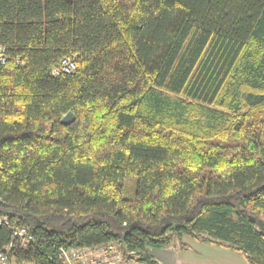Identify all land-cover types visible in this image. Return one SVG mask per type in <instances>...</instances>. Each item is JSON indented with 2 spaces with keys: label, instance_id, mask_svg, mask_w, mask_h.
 <instances>
[{
  "label": "trees",
  "instance_id": "trees-1",
  "mask_svg": "<svg viewBox=\"0 0 264 264\" xmlns=\"http://www.w3.org/2000/svg\"><path fill=\"white\" fill-rule=\"evenodd\" d=\"M0 47V249L160 264L187 235L264 264V0H0Z\"/></svg>",
  "mask_w": 264,
  "mask_h": 264
},
{
  "label": "built area",
  "instance_id": "built-area-1",
  "mask_svg": "<svg viewBox=\"0 0 264 264\" xmlns=\"http://www.w3.org/2000/svg\"><path fill=\"white\" fill-rule=\"evenodd\" d=\"M5 62L4 49L0 47V63ZM76 65L72 56L61 59L60 66L52 69L53 75L71 73ZM3 218H0L2 221ZM16 238L0 249V264H35L30 262H18L12 256L13 242L24 245L31 236L23 229L14 230ZM65 264H144L143 262L132 263L123 259L121 253L112 243L98 244L88 247H63L59 249Z\"/></svg>",
  "mask_w": 264,
  "mask_h": 264
},
{
  "label": "rangeland",
  "instance_id": "rangeland-1",
  "mask_svg": "<svg viewBox=\"0 0 264 264\" xmlns=\"http://www.w3.org/2000/svg\"><path fill=\"white\" fill-rule=\"evenodd\" d=\"M173 245L180 259L184 260L182 264H246L242 254L235 249L187 235Z\"/></svg>",
  "mask_w": 264,
  "mask_h": 264
},
{
  "label": "crops",
  "instance_id": "crops-1",
  "mask_svg": "<svg viewBox=\"0 0 264 264\" xmlns=\"http://www.w3.org/2000/svg\"><path fill=\"white\" fill-rule=\"evenodd\" d=\"M149 251L160 264H182L184 261L180 259L176 248L173 246L164 248L151 247Z\"/></svg>",
  "mask_w": 264,
  "mask_h": 264
},
{
  "label": "water",
  "instance_id": "water-1",
  "mask_svg": "<svg viewBox=\"0 0 264 264\" xmlns=\"http://www.w3.org/2000/svg\"><path fill=\"white\" fill-rule=\"evenodd\" d=\"M73 119H74V116H73L72 111H68L61 117L60 122L62 124H68V123L72 122Z\"/></svg>",
  "mask_w": 264,
  "mask_h": 264
}]
</instances>
